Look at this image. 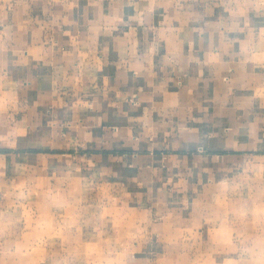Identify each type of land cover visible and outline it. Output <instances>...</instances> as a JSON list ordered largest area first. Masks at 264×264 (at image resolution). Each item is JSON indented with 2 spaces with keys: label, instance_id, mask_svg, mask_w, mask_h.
I'll use <instances>...</instances> for the list:
<instances>
[{
  "label": "crops",
  "instance_id": "obj_1",
  "mask_svg": "<svg viewBox=\"0 0 264 264\" xmlns=\"http://www.w3.org/2000/svg\"><path fill=\"white\" fill-rule=\"evenodd\" d=\"M0 87L9 189L165 217L264 175V0H0Z\"/></svg>",
  "mask_w": 264,
  "mask_h": 264
},
{
  "label": "rangeland",
  "instance_id": "obj_2",
  "mask_svg": "<svg viewBox=\"0 0 264 264\" xmlns=\"http://www.w3.org/2000/svg\"><path fill=\"white\" fill-rule=\"evenodd\" d=\"M7 98L0 87V117L11 109ZM0 136L1 155L12 147L2 143L6 130ZM219 177L156 217L96 183L58 203L50 192L7 188L10 176L0 172V264H264V175L236 169Z\"/></svg>",
  "mask_w": 264,
  "mask_h": 264
},
{
  "label": "trees",
  "instance_id": "obj_3",
  "mask_svg": "<svg viewBox=\"0 0 264 264\" xmlns=\"http://www.w3.org/2000/svg\"><path fill=\"white\" fill-rule=\"evenodd\" d=\"M0 151H1V149H0Z\"/></svg>",
  "mask_w": 264,
  "mask_h": 264
}]
</instances>
